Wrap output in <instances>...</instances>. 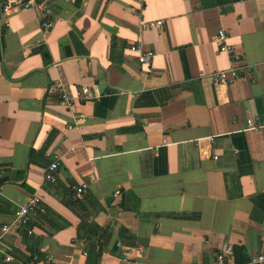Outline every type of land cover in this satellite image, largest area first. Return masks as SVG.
Wrapping results in <instances>:
<instances>
[{
    "label": "crops",
    "instance_id": "crops-1",
    "mask_svg": "<svg viewBox=\"0 0 264 264\" xmlns=\"http://www.w3.org/2000/svg\"><path fill=\"white\" fill-rule=\"evenodd\" d=\"M4 1L0 233L39 204L0 264H91L98 241V264H264V0H37L50 28L39 7L3 23Z\"/></svg>",
    "mask_w": 264,
    "mask_h": 264
},
{
    "label": "built area",
    "instance_id": "built-area-1",
    "mask_svg": "<svg viewBox=\"0 0 264 264\" xmlns=\"http://www.w3.org/2000/svg\"><path fill=\"white\" fill-rule=\"evenodd\" d=\"M142 2V0H139ZM41 8V25L43 27L50 28L54 25V20L48 18L49 15L52 14L53 10L50 5L46 4L45 2H39L37 0H5L2 6V21L5 24L9 23V17L15 13L18 12L21 9H29V8ZM162 20H157L153 22H143L142 27L143 28H153V27H160L162 26ZM217 39L220 41V51L221 52H227L231 53L236 59H240V57L235 54L234 46L228 42V33L225 29H220L217 33ZM130 50L132 52H135L137 54V58L140 64H151L154 57H155V51L152 49L145 48L141 43H134L131 44ZM242 71V68L238 67H231L225 70L217 71L213 74V78L215 82H228L230 80H233L237 78ZM58 85H60L58 83ZM82 96V99H88L91 98L90 89L88 87H84L82 91L79 93ZM62 101L68 105L72 103V98L66 93L63 92L62 94ZM252 124V122H249ZM71 127V126H70ZM213 141V138H211ZM214 158H218L217 155H214ZM60 165V161L58 159L54 160L47 168V177L51 181H55L56 177L52 174L53 171L57 170V168ZM89 184L84 182L80 186L76 188V195L80 197L83 193L86 192L88 189ZM120 191H117L115 195H117ZM38 197L37 196H31L27 203L23 205L20 210L17 213L16 219L13 222V224L10 225H4L1 229L0 233V242L3 236L10 230L11 225H14L15 227H21L26 225L30 217L33 213H36V210L38 208ZM227 252H231V247H228L226 249ZM222 258V257H220ZM6 259L8 261H12L14 258L12 255H7ZM252 263H264V255L258 254L252 257L251 259ZM222 264V261L220 262Z\"/></svg>",
    "mask_w": 264,
    "mask_h": 264
},
{
    "label": "trees",
    "instance_id": "trees-1",
    "mask_svg": "<svg viewBox=\"0 0 264 264\" xmlns=\"http://www.w3.org/2000/svg\"><path fill=\"white\" fill-rule=\"evenodd\" d=\"M1 185V181H0ZM106 245L105 242L98 241L92 242L89 246V260L91 264H98L100 262V257L102 252L105 251Z\"/></svg>",
    "mask_w": 264,
    "mask_h": 264
}]
</instances>
